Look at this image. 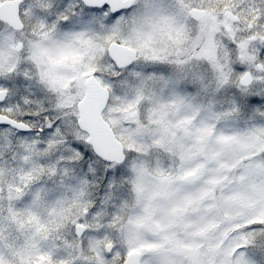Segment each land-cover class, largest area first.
<instances>
[{"label": "snow or ice", "instance_id": "snow-or-ice-1", "mask_svg": "<svg viewBox=\"0 0 264 264\" xmlns=\"http://www.w3.org/2000/svg\"><path fill=\"white\" fill-rule=\"evenodd\" d=\"M15 8L18 24L0 16V187L26 171L33 178L19 200L0 191V205L60 220L46 243L69 264H264V39L250 41L244 59L236 43L264 32V0L231 9L256 18L247 32L211 33L228 63L188 58L182 34L198 21L187 0H18ZM66 55L76 59L54 63ZM138 98V121L110 111ZM101 102L100 116L124 140L111 150L89 123ZM150 108L154 119L198 112L193 129L215 131L173 136L149 123ZM192 164L200 170L186 177ZM67 208L66 219L47 215ZM29 235L0 207V264H21Z\"/></svg>", "mask_w": 264, "mask_h": 264}, {"label": "rangeland", "instance_id": "rangeland-1", "mask_svg": "<svg viewBox=\"0 0 264 264\" xmlns=\"http://www.w3.org/2000/svg\"><path fill=\"white\" fill-rule=\"evenodd\" d=\"M3 1L5 0H2V2ZM243 2L244 0H187L190 13L192 8H200L207 11V17L205 19L203 18L204 20L194 25L190 24L186 31L182 34V40L187 45L184 51L188 55L189 59L197 57L206 59L210 62H218L219 59L223 57L224 62L228 63V51L225 50V47L222 43L213 39L211 33L213 30L215 32H219L221 30V26H223L224 33L228 35L229 38H232L233 36L236 38L237 32H247L249 28H252L256 22V18L255 21L249 23L252 17L249 18V16L245 15L243 9L236 13L231 11V9L236 4ZM202 4L206 6L201 7L200 5ZM229 13H231L233 16H236L240 23L234 24L233 20H231V18L228 16ZM238 13H240V15H238ZM221 14H223V18H221ZM249 25H252V27H249ZM262 26L264 25H261V28L264 29ZM250 37L262 39L264 38V32H252L249 35L241 36L239 40L236 41L237 47L240 49L238 56L241 59L246 58V56H251L250 53L246 52L248 44L251 41L249 39ZM69 59L75 60L76 56L66 55L61 57L60 60L54 61V63H60L61 61H67ZM53 79H56V77H53ZM140 103L141 100L138 98L134 101H130L129 104L123 109L118 106L115 109H110V111H123L124 113H130L131 115L133 112H137V116H135L134 120L138 121L140 118ZM152 112L153 110L151 108L147 110V119L149 123H160L165 130H168L169 128L177 130L172 132L173 136H175L177 132H183L185 134L195 132L198 133V135L195 137L196 140H205L207 137L212 136L215 131V125L205 126L203 128L196 127L193 129L192 125L197 120L198 112H188L179 115L173 113V115H176L175 120L169 119L167 112L161 113L158 118L154 119ZM109 120L112 123L116 122L115 118L113 117H109ZM115 134L117 138L121 140L122 143H124L123 138L119 134ZM219 139L225 144L234 143V138L228 134H221ZM188 147L191 148L192 145H189ZM245 155L254 156L256 155V152L249 151L246 152ZM191 156L194 158L195 153H191ZM199 170V164H192L185 170L184 175L186 177L193 176L197 174ZM18 175L19 180L16 183H10L4 187H0V191L7 190V195L4 197V199H8L9 201L21 199L25 193V189L28 187V184L33 178L32 173L28 171ZM0 207L7 208L8 217L13 223H16L20 227L29 230L30 235L25 241V246L22 250H18L16 253V259H18L21 264H69V262L63 258H57L46 243L52 234L59 231V229L63 226L60 220L55 218L52 220H47L46 215H42L39 211L34 210L28 205L16 207L9 204L0 205ZM70 212L71 208L61 210L48 209L47 215L60 216L66 219ZM37 237L40 239H36ZM40 240H43L45 244L42 245ZM103 243L106 247L108 244H111V241L109 240ZM151 243V241H146L145 245ZM145 250H148L147 247H145ZM4 264H13V261L5 260Z\"/></svg>", "mask_w": 264, "mask_h": 264}, {"label": "water", "instance_id": "water-1", "mask_svg": "<svg viewBox=\"0 0 264 264\" xmlns=\"http://www.w3.org/2000/svg\"><path fill=\"white\" fill-rule=\"evenodd\" d=\"M18 3V0L8 1L3 3L0 6V16H4L9 23L18 24V17L16 15L15 5ZM191 15L196 20H201L205 18L206 12L201 11L199 9H192ZM264 39V38H262ZM244 77L251 78L250 73H245ZM243 78V77H242ZM103 106L102 102L97 104H93L90 106L89 112V123L92 125L94 129L95 137L104 148L111 150L112 149V140L116 139V143L123 144L121 140H119L113 131V128L108 123V121L104 120L103 117L100 116L99 109ZM137 116V112H133L131 117L135 118ZM108 244L106 247H109Z\"/></svg>", "mask_w": 264, "mask_h": 264}, {"label": "flooded vegetation", "instance_id": "flooded-vegetation-1", "mask_svg": "<svg viewBox=\"0 0 264 264\" xmlns=\"http://www.w3.org/2000/svg\"><path fill=\"white\" fill-rule=\"evenodd\" d=\"M8 1H13V0H5V1H3V2L0 3V6H1L3 3L8 2ZM192 9H199V10H201V11L206 12V16H205V18L207 17V11H205V10H203V9H200V8H192ZM192 9H191V11H192ZM228 16H229V17L231 18V20H233V21L238 20V18H237L236 16H233L231 13H229ZM205 18H204V19H205ZM204 19L197 20V21L200 22V21H202V20H204ZM238 21H239V20H238ZM250 26L252 27V25H249V27H250ZM234 37H235V36H233L232 39H235ZM249 39H250L251 41H252V40H255L254 37H250Z\"/></svg>", "mask_w": 264, "mask_h": 264}, {"label": "clouds", "instance_id": "clouds-1", "mask_svg": "<svg viewBox=\"0 0 264 264\" xmlns=\"http://www.w3.org/2000/svg\"><path fill=\"white\" fill-rule=\"evenodd\" d=\"M238 15H240V13H238ZM253 21H255V17H252V19L249 21V23H252ZM264 27V26H262Z\"/></svg>", "mask_w": 264, "mask_h": 264}]
</instances>
